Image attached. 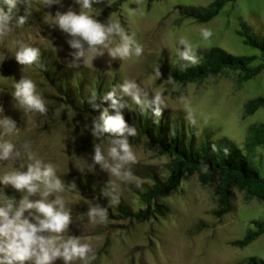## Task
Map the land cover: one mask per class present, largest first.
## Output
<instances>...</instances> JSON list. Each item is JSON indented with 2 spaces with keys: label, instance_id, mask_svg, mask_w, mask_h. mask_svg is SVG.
Listing matches in <instances>:
<instances>
[{
  "label": "rangeland",
  "instance_id": "rangeland-1",
  "mask_svg": "<svg viewBox=\"0 0 264 264\" xmlns=\"http://www.w3.org/2000/svg\"><path fill=\"white\" fill-rule=\"evenodd\" d=\"M116 1L120 3L119 8L101 22L119 23L135 44L142 46L140 56L133 51L123 60L112 59L104 49L103 56L93 59L89 54L86 62L82 60L79 67H71L69 53L74 50L66 42L69 37L55 26L53 16L69 7L79 12L81 9L75 0H59L50 8L41 0H29L33 22L14 27L8 36L0 38V107L3 108L0 119L7 116L16 122V129L3 136L15 148L9 159L0 160V175L12 169L26 170L31 162L28 160L31 152L55 166L56 176L64 187L65 180L70 179L73 173L80 177L90 175L103 190L112 191L137 207L140 203L134 191L147 180L141 173L149 167L164 170L168 162L166 156L139 143L132 145L136 162L127 166L135 178L132 181L110 176L100 165L89 171L87 166L93 163V145H101L106 155L110 142L96 141L91 131L85 128L86 115L72 114L62 101L53 98L54 91L33 65L16 62L14 55L20 43L49 52L58 65L70 72L78 74L83 71L92 77L96 74L116 75L120 84L125 79L134 80L148 92L149 97L161 92L165 107L184 113L185 122L195 125L202 138L230 139L264 174V144H257L248 132L249 125L264 122V108L242 117L245 103L264 94V69L240 86L236 85L237 73L233 71L185 84L169 83L156 76L160 59L171 64L180 63L178 49L183 50L179 44L181 38L188 41L194 52L199 48L216 46L236 55L258 54L256 48L243 42V36L238 32L244 23L254 34L264 36V0L227 2L215 16L203 22L182 18L176 7H206L213 0H158L150 4L145 0H102L84 11L92 16L105 7H115L113 3ZM19 5L26 7L23 3ZM202 29L212 32L209 39L203 38ZM111 41L114 47L120 42V37L113 36ZM22 78L34 81L36 92L45 103L46 113L26 111L13 98L14 85ZM233 190V210L218 216L216 212L221 206L214 186L201 184L196 174L186 175L177 190L162 197L169 207L165 216L127 226L123 220L100 222L97 218L96 222H91L86 212L95 204L65 188L54 195L65 200V207L71 213L72 223L65 237L73 235L79 237L81 243L90 245L92 252L89 255H95L90 264H241L251 255L264 258V233L246 245L236 243L249 229L255 228L251 222L253 219L264 218V200L247 199L242 191ZM22 195L11 186L0 184V206L14 200L18 202ZM55 264H63V261L57 260ZM72 264L83 262L76 260Z\"/></svg>",
  "mask_w": 264,
  "mask_h": 264
},
{
  "label": "trees",
  "instance_id": "trees-1",
  "mask_svg": "<svg viewBox=\"0 0 264 264\" xmlns=\"http://www.w3.org/2000/svg\"><path fill=\"white\" fill-rule=\"evenodd\" d=\"M148 4L158 0H145ZM235 0H213L206 7L179 5L176 7L182 18H190L195 22L211 19L227 2ZM115 7H105L95 15L98 21L105 20L112 11L119 8L118 1ZM2 5V0H0ZM7 11V6H4ZM15 15H25L21 5L13 10ZM33 17L28 16L24 25L31 24ZM238 32L243 36V42L256 48L258 54L236 55L226 50L212 46L199 48L195 54L198 63L189 64L178 56L179 64H171L160 59L157 69L162 73L160 79L168 80L171 76L175 83L199 81L206 77L225 75L229 71L237 73L236 85L240 86L264 69V36L254 34L250 28L241 23ZM258 60L256 64L254 62ZM33 66L42 73L49 86L54 91L53 98L62 101L65 108L75 115H86L88 130L91 131V122L99 111L92 109L90 100L95 94L100 110L109 109V114H114L109 107L110 102H102L101 98L113 87L120 84L119 78L114 75L96 74L94 77L83 71L78 74L63 68L50 56V53L40 50V56ZM119 95V90L117 89ZM151 99V97H148ZM127 107L122 109L124 117L130 126L135 127L136 135L129 137L131 145L142 143L147 149L156 151L161 156H166L168 162L164 170L153 168L144 170L146 182L140 183L135 189L139 206H134L131 201L119 197L118 204L111 203V197L117 195L112 191H105L90 175L80 177L73 173L70 179L65 180V189L87 199L89 202L107 209V219L112 221L123 220L126 225L133 222H143L151 218L165 216L169 212L168 205L162 197L177 190L186 175L196 174L203 185L212 184L218 196L220 208L216 215L233 210L231 198L233 189L242 191L247 199L257 198L264 200V174H261L251 162L248 155L226 137L215 140L202 138L195 125L185 122L184 113L171 111L165 106L162 115L155 116L151 107L141 108L130 97H124ZM264 108V94L249 99L244 106L242 117L253 114L258 108ZM248 132L254 141L264 144V122L248 126ZM107 133L96 138L98 142H110ZM75 183L76 187L70 185ZM254 229H249L242 239L236 240L240 246L248 244L264 233V218L253 219ZM241 264H264V258L256 255L248 256Z\"/></svg>",
  "mask_w": 264,
  "mask_h": 264
},
{
  "label": "clouds",
  "instance_id": "clouds-1",
  "mask_svg": "<svg viewBox=\"0 0 264 264\" xmlns=\"http://www.w3.org/2000/svg\"><path fill=\"white\" fill-rule=\"evenodd\" d=\"M50 8L59 3V0H41ZM102 0H75L80 6V11H74L71 7L65 12L57 11L54 17L55 26L65 33L69 39L67 44L74 51L69 55L72 57L69 65L79 67L80 62H86L89 54L95 59L104 55V49L112 59H125L133 54L140 56L143 48L135 44L122 29L119 23L109 22L107 24L94 19L85 13L94 3H101ZM25 4V15H15L13 10L18 4ZM7 6L5 11L4 6ZM29 0H2L0 5V38L8 36L14 27H22L30 15ZM50 14V13H49ZM51 15V14H50ZM201 35L209 39L212 32L209 29H202ZM119 36L120 42L114 47L111 46V37ZM179 44L183 50L178 49V56L181 60L191 65L198 63V57L187 40L181 38ZM40 56V50L36 47L19 44L15 51L14 58L19 65H33ZM156 76L162 77L159 69ZM169 76L167 82H171ZM13 98L21 108L26 111H37L46 113L45 103L36 92V84L33 80L22 78L14 85ZM119 90V95L117 94ZM124 97H130L132 101L141 108L151 107L155 116L162 115L165 100L161 92H156L149 99V94L136 81L125 79L121 84L112 88L102 98V102H110L109 107L114 114H109V109L100 110V104L96 102L93 94L90 104L92 109L99 111L91 122V135L96 138L107 133L110 136V143L107 153L102 150L101 145H93L94 154L92 164L87 166L89 171H94L95 165H100L103 171L115 176L120 180L132 181L135 179L127 166L136 162V155L129 137L136 135V129L130 126L122 112L127 107ZM0 111L3 108L0 107ZM88 128V125H85ZM0 160H7L14 152L15 145L4 140V135H10L16 129V122L5 116L0 119ZM26 170L12 169L0 175V184L11 186L23 195L19 201H13L0 206V264H55L57 260L63 264H72L79 260L83 264H90L95 259L90 245L81 243L79 237L65 233L69 230L72 217L65 207V200L55 193L64 191L63 182L56 176V169L52 163H45L33 153H28ZM75 188V183L70 185ZM115 190V186H113ZM32 197H38L32 199ZM49 197H54L49 199ZM112 204L119 203L118 195L111 197ZM27 213V215H26ZM91 222H100L107 219V209L99 205L90 206L86 212Z\"/></svg>",
  "mask_w": 264,
  "mask_h": 264
}]
</instances>
